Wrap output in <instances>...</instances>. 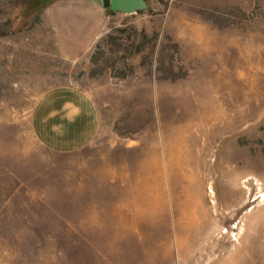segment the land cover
<instances>
[{"label":"rangeland","instance_id":"rangeland-1","mask_svg":"<svg viewBox=\"0 0 264 264\" xmlns=\"http://www.w3.org/2000/svg\"><path fill=\"white\" fill-rule=\"evenodd\" d=\"M148 3L0 0V264H264V0ZM58 85L100 113L70 152Z\"/></svg>","mask_w":264,"mask_h":264},{"label":"crops","instance_id":"crops-1","mask_svg":"<svg viewBox=\"0 0 264 264\" xmlns=\"http://www.w3.org/2000/svg\"><path fill=\"white\" fill-rule=\"evenodd\" d=\"M70 55L69 49H64ZM31 128L44 146L74 151L88 144L100 127L99 108L94 98L75 85H58L44 91L31 114Z\"/></svg>","mask_w":264,"mask_h":264},{"label":"water","instance_id":"water-1","mask_svg":"<svg viewBox=\"0 0 264 264\" xmlns=\"http://www.w3.org/2000/svg\"><path fill=\"white\" fill-rule=\"evenodd\" d=\"M105 7L116 11L133 13L148 7V0H102Z\"/></svg>","mask_w":264,"mask_h":264},{"label":"trees","instance_id":"trees-1","mask_svg":"<svg viewBox=\"0 0 264 264\" xmlns=\"http://www.w3.org/2000/svg\"><path fill=\"white\" fill-rule=\"evenodd\" d=\"M42 1H44V3H50V2H52L53 0H42ZM113 10V9H112Z\"/></svg>","mask_w":264,"mask_h":264},{"label":"bare ground","instance_id":"bare-ground-1","mask_svg":"<svg viewBox=\"0 0 264 264\" xmlns=\"http://www.w3.org/2000/svg\"><path fill=\"white\" fill-rule=\"evenodd\" d=\"M210 192H212L213 193V190L210 188Z\"/></svg>","mask_w":264,"mask_h":264}]
</instances>
